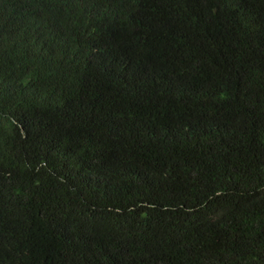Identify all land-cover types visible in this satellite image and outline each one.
I'll return each instance as SVG.
<instances>
[{
    "label": "trees",
    "instance_id": "trees-1",
    "mask_svg": "<svg viewBox=\"0 0 264 264\" xmlns=\"http://www.w3.org/2000/svg\"><path fill=\"white\" fill-rule=\"evenodd\" d=\"M0 264H264V0H0Z\"/></svg>",
    "mask_w": 264,
    "mask_h": 264
}]
</instances>
